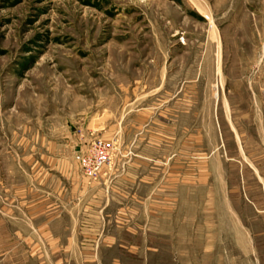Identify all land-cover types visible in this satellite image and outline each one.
I'll use <instances>...</instances> for the list:
<instances>
[{"label": "rangeland", "instance_id": "obj_1", "mask_svg": "<svg viewBox=\"0 0 264 264\" xmlns=\"http://www.w3.org/2000/svg\"><path fill=\"white\" fill-rule=\"evenodd\" d=\"M0 264H264V0H0Z\"/></svg>", "mask_w": 264, "mask_h": 264}, {"label": "built area", "instance_id": "obj_2", "mask_svg": "<svg viewBox=\"0 0 264 264\" xmlns=\"http://www.w3.org/2000/svg\"><path fill=\"white\" fill-rule=\"evenodd\" d=\"M112 144L94 141L86 150L76 154L75 161L88 179L98 177L111 161Z\"/></svg>", "mask_w": 264, "mask_h": 264}]
</instances>
